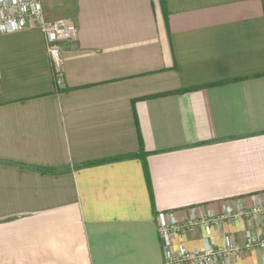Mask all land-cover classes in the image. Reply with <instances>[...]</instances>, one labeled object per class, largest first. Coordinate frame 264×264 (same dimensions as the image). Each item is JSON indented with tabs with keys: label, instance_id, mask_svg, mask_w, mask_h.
Returning <instances> with one entry per match:
<instances>
[{
	"label": "crops",
	"instance_id": "crops-1",
	"mask_svg": "<svg viewBox=\"0 0 264 264\" xmlns=\"http://www.w3.org/2000/svg\"><path fill=\"white\" fill-rule=\"evenodd\" d=\"M52 1L78 28L59 71L40 29L0 35V264H165L159 214L264 203L262 0Z\"/></svg>",
	"mask_w": 264,
	"mask_h": 264
},
{
	"label": "built area",
	"instance_id": "built-area-1",
	"mask_svg": "<svg viewBox=\"0 0 264 264\" xmlns=\"http://www.w3.org/2000/svg\"><path fill=\"white\" fill-rule=\"evenodd\" d=\"M36 27L45 36L47 51L54 66L60 70L61 44L78 37V28L72 20L49 21L42 0H0V35L12 34ZM264 218V203L248 207L244 203L225 206L222 212L213 214L201 209L189 210L186 220H178L175 213L159 214V235L163 242L165 264H232L245 252L264 250V233L248 230L243 245L234 242L217 247L212 237H208L204 250H188L180 247L173 252V240L188 230L205 227L208 234L211 228L242 219Z\"/></svg>",
	"mask_w": 264,
	"mask_h": 264
},
{
	"label": "rangeland",
	"instance_id": "rangeland-1",
	"mask_svg": "<svg viewBox=\"0 0 264 264\" xmlns=\"http://www.w3.org/2000/svg\"><path fill=\"white\" fill-rule=\"evenodd\" d=\"M43 1V4H44V6L47 4V2H50V1H52V0H42ZM53 2V1H52ZM69 2H70V0H62V6L64 5V6H69ZM56 6V11L59 9V10H62V12L63 11H65V9L63 8V7H61V5H59V6H57V5H55ZM73 8V7H72ZM61 12V13H62ZM63 14H64V12H63ZM59 15V14H58ZM68 19V18H67Z\"/></svg>",
	"mask_w": 264,
	"mask_h": 264
},
{
	"label": "trees",
	"instance_id": "trees-1",
	"mask_svg": "<svg viewBox=\"0 0 264 264\" xmlns=\"http://www.w3.org/2000/svg\"><path fill=\"white\" fill-rule=\"evenodd\" d=\"M263 1V4H264V0ZM36 170H39V169H36ZM40 171V170H39ZM41 171H47V170H41ZM50 172H52L53 170H49ZM54 172V171H53Z\"/></svg>",
	"mask_w": 264,
	"mask_h": 264
}]
</instances>
